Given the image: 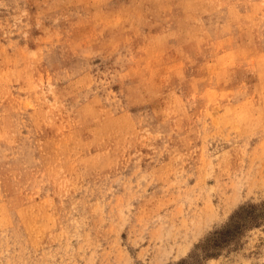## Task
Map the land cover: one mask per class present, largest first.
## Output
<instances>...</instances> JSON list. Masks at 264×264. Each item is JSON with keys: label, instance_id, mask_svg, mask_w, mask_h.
<instances>
[{"label": "rangeland", "instance_id": "1", "mask_svg": "<svg viewBox=\"0 0 264 264\" xmlns=\"http://www.w3.org/2000/svg\"><path fill=\"white\" fill-rule=\"evenodd\" d=\"M45 19L61 23L48 28ZM52 33L64 54L77 55L83 41L96 53L85 59L96 62L97 74L115 69L113 56L134 55L130 78L140 86L145 69L154 71L159 107L187 94L181 84L214 83L207 94L222 101L214 108L232 141L236 162L224 168L210 158L206 168L185 161L153 168L146 182L133 169L124 192L109 197L101 214L103 258L110 264H264V0H0V103L24 91L29 52L43 60L39 49ZM85 79L94 82L90 73ZM103 135L118 142L121 130L106 128ZM135 189L151 195L143 199ZM7 210L0 203V213ZM18 218L11 235L0 230V251L26 243L21 227H36L30 212ZM78 235L84 240H46L48 256L63 249L74 259L89 233Z\"/></svg>", "mask_w": 264, "mask_h": 264}, {"label": "snow or ice", "instance_id": "2", "mask_svg": "<svg viewBox=\"0 0 264 264\" xmlns=\"http://www.w3.org/2000/svg\"><path fill=\"white\" fill-rule=\"evenodd\" d=\"M60 23L43 21L48 28ZM35 27H41L39 21ZM47 37L39 49L43 60L29 52L31 70L21 80L24 91L0 103V203L8 208L0 213V230L6 235L16 231L18 212L36 218L30 232L19 229L26 243L0 251V264H110L103 258L99 221L109 197L124 192V178L133 169L146 182L153 168L165 165L198 161L206 168L210 158L224 168L236 162L232 141L225 138L228 128L214 108L222 101L207 94L214 83L201 81L179 85L187 94L159 107L155 72L145 69L140 86L130 78L134 55L113 56L109 67L117 62L115 69L109 73L101 68L97 74L96 62L85 59L96 53L83 41L77 55H68L54 42V33ZM121 60L128 63L122 67ZM89 73L94 82L85 79ZM111 127L121 130L118 142L103 135ZM135 191L143 199L151 195V189ZM85 232L86 246L81 243V254L74 259L64 256L63 249L59 256H48L46 240L67 236L83 241L78 234ZM90 249H96L91 257Z\"/></svg>", "mask_w": 264, "mask_h": 264}]
</instances>
